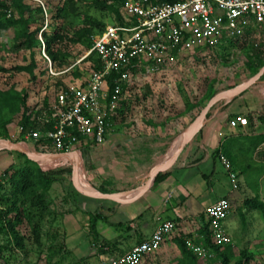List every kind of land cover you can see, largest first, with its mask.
I'll use <instances>...</instances> for the list:
<instances>
[{"label":"rangeland","instance_id":"rangeland-1","mask_svg":"<svg viewBox=\"0 0 264 264\" xmlns=\"http://www.w3.org/2000/svg\"><path fill=\"white\" fill-rule=\"evenodd\" d=\"M70 1L46 0L47 13L44 12L43 29L50 32L60 28L68 36L63 44L64 64L61 67L55 65L56 68L52 69L57 72L72 67L73 73L69 71L59 76L52 75L50 72L52 62L51 60L46 62L43 48L39 45L33 48L17 47L18 42L24 40L16 37L15 34L22 30L21 26L0 30V92L12 94L2 96L0 100V134L8 138L13 134L17 135L23 117V109L17 112L12 102L15 92L20 94L28 92L30 104L46 106L68 82L84 80L91 73L94 62L91 57H86L90 36L100 31L106 24L112 23L113 13L110 9L102 7L100 0H75L77 10L74 13L68 5ZM62 7L64 11L61 12L60 18L55 19L54 15ZM31 8L25 17L29 21L27 25L29 30L33 31L42 27L43 15L36 6ZM15 16L18 18V14ZM97 22H101L102 25L97 27ZM235 42L227 48L217 50L218 53L208 51L188 53L173 66L160 69L162 71H145L138 73L137 77L132 76L129 82L132 86L124 94V114L121 119L114 121V126L136 131L145 128L156 133L160 140L174 141L178 137V141L179 139L183 141L186 131L204 103L221 84L224 82L235 84L248 80L256 74L254 71L258 72L261 68L256 55L264 57V24L246 28L243 37ZM45 54L48 56L47 52ZM32 62L37 64L34 75L14 69L15 66L28 65ZM9 118L10 122H8ZM244 140L247 157L237 154V158H231L235 171L241 177L240 189L232 190L229 176L218 161L216 179L211 183L216 188L213 197L226 195L230 189L234 192L231 195L242 197L240 205L233 202L234 210L227 219L228 230L233 239L232 247L235 255H239L242 250L252 255V260L248 264H264V212L255 211L245 204L247 200L253 198L264 202L261 199L263 197L261 188L264 187V144L255 146L251 140ZM15 153L18 159L15 165L24 164L25 157L22 154L25 153L21 151ZM43 165L47 167L50 164L43 163ZM211 171L208 172L210 175ZM4 193L11 196L12 187L7 185ZM82 196L78 194L77 198L81 199ZM78 202L81 203L79 207L85 209L87 201L82 199ZM8 206L9 202L5 199L0 200V213ZM53 207H56L54 200L51 203V208ZM199 211L202 212L203 207ZM81 214L84 220L82 222L87 223V216L83 212ZM205 219L207 221L206 216ZM205 223L204 220L200 229L189 231L188 229L184 231L179 224H176V229L162 247L140 264H179L181 254L174 242L175 239L183 237L191 251L193 250L189 243L203 246L204 235L198 233V230L201 231ZM42 224L44 239L40 250L28 244L30 246L27 252L19 250L11 252L8 250V245L12 242V237L7 234L4 223L0 221V246H4V251L0 253V264H45L46 260L41 252L46 254L48 262L53 263L102 264L99 256L94 253V242L98 240L89 233L87 235L86 228L80 230L81 234L67 239V245L72 250L65 247L55 251L54 244L65 245L67 231L63 225H60L59 219L54 220L53 216L45 217ZM193 225L195 227V224ZM19 230L27 235L31 231L26 224H22ZM203 257L209 259L212 264H221L219 258H216L211 251Z\"/></svg>","mask_w":264,"mask_h":264},{"label":"crops","instance_id":"crops-1","mask_svg":"<svg viewBox=\"0 0 264 264\" xmlns=\"http://www.w3.org/2000/svg\"><path fill=\"white\" fill-rule=\"evenodd\" d=\"M228 43L214 50L202 49L198 52L218 53L217 50L227 48L230 45ZM262 68L264 66L258 72ZM253 77L240 83L221 84L198 113L199 115L212 99H217L207 111L200 130L186 144L181 140L175 149L178 137L174 141L160 140L149 129L136 131L122 126L117 128L114 121L103 143L95 144L91 139H82L70 156L54 151L39 153L32 143H26L36 155L46 156L41 160L47 159L43 163L50 165L44 167V170L68 165L76 168V155H80L83 175L98 192L107 195L100 197L92 194L79 176L80 181L73 179L53 183L49 197L56 203L57 208L53 207L57 213L55 216H58L60 225L67 231L66 247L71 249L67 245V239L81 234V229L86 228L88 235L89 213H100L95 226L98 241L94 242V253L102 261L101 258L104 257L109 259L122 255L134 245L148 239L157 226L158 218L173 219L184 231L196 230L200 229L204 220L207 223V206L219 198L228 196L240 205L242 197L231 195L234 193L231 189L226 195L213 197L216 188L211 183L216 179L219 152L230 158H237V154L247 157L244 139L251 140L255 146L264 144V141L256 144L264 138V72L247 89L230 94L231 90ZM122 111L123 106L118 114ZM236 115H245L250 126L231 128L229 119ZM1 146L0 144V176L18 161L15 153L17 150ZM171 159L173 162L162 170L168 173L167 177L151 185L155 167ZM261 190V199L264 201V187ZM78 194L83 195L81 199L77 198ZM82 199L87 201L85 209L79 207L81 203L78 201ZM202 207L203 211L200 212ZM82 212L87 216V223L82 222ZM226 226L228 229L227 220ZM198 233L202 234L199 230Z\"/></svg>","mask_w":264,"mask_h":264},{"label":"built area","instance_id":"built-area-1","mask_svg":"<svg viewBox=\"0 0 264 264\" xmlns=\"http://www.w3.org/2000/svg\"><path fill=\"white\" fill-rule=\"evenodd\" d=\"M2 1L6 6L0 0V14L13 16L11 0ZM23 1L41 6L47 13L46 0ZM121 13L124 23L107 24L94 36L93 46L87 53L88 56L95 52L102 61L101 67L92 68L84 80L68 82L47 107L37 109L39 115L35 122L38 125L25 132L19 126V136L16 138L13 134V140L9 138V141L32 143L34 149L43 154L51 151L72 154L82 139L103 143L121 107L120 101L132 86L129 83L132 76L171 67L188 53L214 50L242 38L246 28L264 23V0H177L155 4L149 0H125ZM40 39L43 42L41 36ZM44 55L50 61L45 52ZM71 68L55 72L51 65L50 72L59 76ZM113 73L116 76L112 88ZM123 85H126L125 90ZM229 126L246 128L249 119L245 115H236L229 119ZM217 159L229 176L232 190L239 189L240 178L231 159L223 152L218 153ZM233 210V201L228 196L219 198L205 209L213 244L233 243L226 226ZM176 224L173 219L158 218L148 239L122 255L103 259L102 264H140L162 247ZM189 245L201 256L210 252L201 245Z\"/></svg>","mask_w":264,"mask_h":264},{"label":"trees","instance_id":"trees-1","mask_svg":"<svg viewBox=\"0 0 264 264\" xmlns=\"http://www.w3.org/2000/svg\"><path fill=\"white\" fill-rule=\"evenodd\" d=\"M125 0H100V4L102 7L106 9H110L113 13L112 23H124V17L121 13V7ZM152 4L162 3V2H175L177 0H149ZM1 3L6 6V2L1 0ZM70 9L75 13L77 10V2L75 0H71L68 2ZM11 6L14 9V15L11 17H7L5 14H0V30H9L16 26H21L22 30L17 31L16 37L24 38L16 45L17 47L24 48H33L36 45H39L40 48H43V51L48 54L49 59L52 62V68H56L55 65L61 67L64 64L62 52H63V44L65 43L68 36L60 29L55 28L50 32L43 29L45 23L44 10L41 6H36L37 9L43 15V25L42 27H38L33 31H30L28 28V18L25 17L26 13L29 12L33 7V5L25 3L23 0H11ZM64 11V7L58 10V13L55 16L60 18L61 12ZM18 14V18L15 16ZM101 22H97L96 26H101ZM107 25V24H106ZM106 25L97 33H94L90 36V46L89 50L93 46L94 36L100 32H102ZM42 37L43 42L40 39ZM236 42L230 41L228 44H235ZM229 45V46H230ZM228 46V47H229ZM257 61H259V66H264V57H258ZM86 57H91V60L94 62V69H99L102 65L101 59L95 52H92ZM262 58V59H261ZM47 59V58H46ZM49 61L48 59L46 62ZM14 67V66H13ZM259 67V68H260ZM37 68V64L32 62L28 65H19L15 66V71H27L34 75V70ZM72 72V68L70 69ZM254 71V73H256ZM73 73V72H72ZM116 76V73H113L110 79V86L113 88L114 82L113 78ZM124 90L126 89V85H123ZM65 87V86H64ZM12 95L9 92H0V100L2 96ZM12 102L16 106V111H20L23 109V117L21 126L23 127V132H25L29 128H34L38 124L35 122L39 111L37 110L40 106L36 104H30L28 102L29 94L28 92L20 94L19 92H15L13 94ZM124 100L120 101L121 107L123 106ZM41 106V107H47ZM124 109L120 114H117L113 121L122 118L124 114ZM34 119V120H33ZM10 118L8 122H10ZM250 126V122H249ZM0 139H8L6 135L0 134ZM264 138L257 142L256 144L262 143ZM258 146V145H256ZM227 155V154H226ZM25 157V163L22 165H11L8 169H6L3 174L0 176V200L5 199V201L9 202L8 208L0 213V221L4 223V227L7 231V234L12 237V242L8 245V250L14 252L16 250L27 252L30 245L36 246L37 250H40L43 245L44 233H43V220L45 217L53 216V219L57 220L58 216L55 210L51 208L52 200L49 197V191L55 182H62L66 180L76 179L80 181L76 168L72 165L62 166L57 168H52L49 170H44L38 163L34 162L25 154H22ZM228 156V155H227ZM229 157V156H228ZM230 158V157H229ZM231 159V158H230ZM232 161V160H231ZM168 173L161 171L157 176L155 182L158 183L161 180L167 177ZM10 185L12 187L11 196L4 193V188ZM3 197H2V196ZM246 206L252 208L254 210H258L264 212V202L258 199H250L245 202ZM89 221H88V232L89 235L98 238L97 230H96V221L97 217L100 216V213H89ZM22 224H26L30 227V234H23L19 227ZM204 235L203 246L208 248L209 251L213 252L216 258H219L221 264H248L250 260H252V255L249 254L246 250L240 251L239 255H235L233 244L228 245H215L212 243L211 232L209 229V223H205L201 230ZM175 244L178 247L181 258L179 259V264H212L211 261L203 256H198L187 245L186 240L183 237H178L175 239ZM30 244V245H28ZM66 244H54V250L60 251L64 249ZM4 251V246H0V253ZM69 251V250H67ZM41 252V251H40ZM45 257V264H59L58 262L53 263L52 261L48 262V258L44 252H41ZM234 257H237L234 259ZM234 259V260H233ZM48 262V263H47Z\"/></svg>","mask_w":264,"mask_h":264},{"label":"water","instance_id":"water-1","mask_svg":"<svg viewBox=\"0 0 264 264\" xmlns=\"http://www.w3.org/2000/svg\"><path fill=\"white\" fill-rule=\"evenodd\" d=\"M264 72V68H262L258 74H256L251 80H249L248 82H246L245 84L238 86L236 88H234L233 90L230 91L231 93H240L243 90L247 89L248 87H250L252 84H254L263 74ZM217 99H212L208 105L202 110V112L195 118V120L192 122L191 126L189 127V129L186 131L185 135H184V140L183 142L186 144L189 140H191L195 134L200 130L203 120L205 119L206 113L209 110V108L212 106V104L216 101ZM0 144L2 145V148H6V149H15L17 151H21L24 152L30 159H32L34 162L38 163L41 167L44 166L42 163L46 162L47 159L45 160H41V158H45V155H36L35 153H33L27 146L26 143L24 142H12L6 139H0ZM179 150V149H178ZM177 151H175L174 155L177 154ZM64 155L70 156L71 153H63ZM77 156V173L78 176L85 182V184L88 187V190L96 195V196H100V197H107V195L98 192L92 185L91 183L87 180V178L83 175L82 171H81V157L80 155H76ZM171 162H173V159L168 160L166 163L155 167L154 171L152 172L151 175V185L155 182V178L156 176L166 167L169 166V164H171ZM43 168V167H42ZM134 191V190H133Z\"/></svg>","mask_w":264,"mask_h":264},{"label":"bare ground","instance_id":"bare-ground-1","mask_svg":"<svg viewBox=\"0 0 264 264\" xmlns=\"http://www.w3.org/2000/svg\"><path fill=\"white\" fill-rule=\"evenodd\" d=\"M180 142V139H179V141L175 144V146H174V149L177 147V145H178V143ZM43 164V163H42ZM45 167V166H44ZM45 168H47V167H45Z\"/></svg>","mask_w":264,"mask_h":264},{"label":"clouds","instance_id":"clouds-1","mask_svg":"<svg viewBox=\"0 0 264 264\" xmlns=\"http://www.w3.org/2000/svg\"><path fill=\"white\" fill-rule=\"evenodd\" d=\"M9 139V138H8ZM8 139H6V140H8ZM14 142V141H13ZM15 142H20V141H15Z\"/></svg>","mask_w":264,"mask_h":264}]
</instances>
